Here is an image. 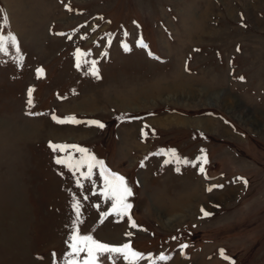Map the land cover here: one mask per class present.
I'll return each mask as SVG.
<instances>
[{
	"label": "rangeland",
	"instance_id": "1",
	"mask_svg": "<svg viewBox=\"0 0 264 264\" xmlns=\"http://www.w3.org/2000/svg\"><path fill=\"white\" fill-rule=\"evenodd\" d=\"M3 14L23 60L0 53V264L62 261L76 200L80 235L171 257L155 264H264V0H0ZM177 83L190 87L169 93ZM50 142L123 176L137 227L101 222L112 201L99 167L84 179L55 162L81 154ZM172 149L195 164L177 172L161 154Z\"/></svg>",
	"mask_w": 264,
	"mask_h": 264
},
{
	"label": "snow or ice",
	"instance_id": "2",
	"mask_svg": "<svg viewBox=\"0 0 264 264\" xmlns=\"http://www.w3.org/2000/svg\"><path fill=\"white\" fill-rule=\"evenodd\" d=\"M8 23V17L6 14H3L2 17H0V28L3 27V25H6ZM63 35V34H61ZM71 37H69L70 39ZM141 45L146 47V45H143L141 42ZM123 47L125 50H129L127 47V44H124ZM10 48L15 49L16 51V57L15 59L17 61H22L23 56L20 55V48L17 41V37L12 33L8 32L6 35L0 32V53L2 54H8ZM151 54V53H149ZM106 55V53H105ZM88 56L87 52H83L80 49L76 50V67L80 68L82 64L89 65V68L92 72L93 76L98 77V69L96 68L97 61L95 60H87L86 57ZM38 75H43V70L38 69L37 70ZM243 79V77H241ZM32 92L33 89L29 88L28 90V96L29 105L32 104ZM53 120H55L58 123H65L69 120L72 123H81V121H78L75 119V117L71 118H58L56 116L52 117ZM86 123L90 125H96L99 128H104L105 125L96 120H90ZM144 135H147V133H144ZM49 146L53 149L54 152L57 151H65L66 149H75V151L79 152L81 155L78 159H74L71 155L67 156L66 158L58 157L56 158L55 162L57 164L66 165L70 168H74L77 171H79L81 168L86 167V172H80L81 177L84 179H90L93 173V169L96 167H99L100 169V176L104 179V195L109 198L112 201L111 208L109 211L101 213V222H103V219L109 215L115 214L119 216H129V220L131 221V217L129 214V209L132 207L130 203H128V197L132 196V189L128 186L125 178L117 173L111 172V170L107 169L105 166V163L103 160H98L88 149L80 147L78 145H61V144H53L50 142ZM202 155L197 157L198 161H201L199 165V171L201 173L205 172L204 165L208 163V157L206 154L203 153ZM161 154L166 155L169 157V159H166L164 161L165 164L175 163L177 165L176 171H180V164H195L194 161H189L186 158H181L177 155L176 151L174 149L169 150L168 152H162ZM143 166V164H142ZM243 179V178H240ZM79 183V181H78ZM245 184H247V181H244ZM82 186V185H81ZM222 187V185H212L207 190L212 191L213 188ZM88 197H84L83 199H87ZM97 207H99L97 205ZM73 208L76 214L77 219L73 222V234L69 237V251L64 254L62 261L56 260V254L53 253L54 257V264H103L104 260H107L110 262V264H117L119 260H123L125 264H139V261L147 260L148 264H155V260L159 261H168L171 259V257L165 255L164 253H161L158 257L155 259L152 257V255L149 253L145 255L144 253H141L139 251L134 250L131 247L130 243H124L122 245H111L108 243H103L98 240H95L93 236L89 235H80L76 229V224L80 223V216H81V203L79 200L74 201ZM205 216L211 215V213L204 212ZM132 227H137L136 223L134 221H131ZM126 235L131 236L132 233H127ZM187 245H181V248H186ZM84 255H81V254ZM223 255V252L221 253Z\"/></svg>",
	"mask_w": 264,
	"mask_h": 264
},
{
	"label": "bare ground",
	"instance_id": "3",
	"mask_svg": "<svg viewBox=\"0 0 264 264\" xmlns=\"http://www.w3.org/2000/svg\"><path fill=\"white\" fill-rule=\"evenodd\" d=\"M187 86L190 87L189 84H185V85H184V84H182V83H177V84H175V85H173V86L170 87L169 93H171V92L174 93L175 91H179L181 88H184V87H187ZM188 87H187V88H188ZM188 89H189V88H188ZM190 91H191V90H190ZM189 93H190V92H189ZM151 94H152V96H156V97H157V96H161V94H162V93H161V89H160V90L153 91V92H151ZM150 96H151V95H150ZM152 96H151V97H152ZM128 101H129V100H128ZM123 102H124V101H123ZM123 102H122V103H123ZM125 103H126V102H125ZM165 119H166V120L173 121V120H172L173 118H170V119H169V117H168V118H165ZM174 120H176V118H175ZM177 121H178V120H177ZM208 124H209V123H207L206 126H208ZM179 205H180V204H179ZM179 205H178V206H179ZM174 206H175V205H174ZM174 206H173V207H174ZM176 206H177V205H176ZM176 206H175V207H176ZM175 207H174V208H175ZM171 214H172L173 217L176 216V213H175V212H174V213H171ZM170 216H171V215H170ZM173 219H174V218H173ZM169 221H171L170 218L167 220V222H169Z\"/></svg>",
	"mask_w": 264,
	"mask_h": 264
}]
</instances>
